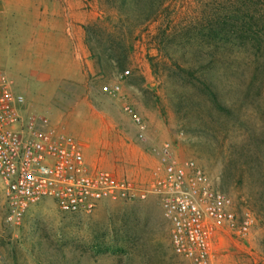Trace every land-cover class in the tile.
<instances>
[{"label":"rangeland","instance_id":"rangeland-1","mask_svg":"<svg viewBox=\"0 0 264 264\" xmlns=\"http://www.w3.org/2000/svg\"><path fill=\"white\" fill-rule=\"evenodd\" d=\"M263 24L264 0H0V69L31 109L82 144L90 166L147 183L160 144L178 162L193 159L254 218L238 244L216 234L215 264H264ZM114 82L119 93L103 89ZM125 103L148 117L140 112L143 141ZM0 264L183 261L152 193L89 212L42 199L10 224L0 179Z\"/></svg>","mask_w":264,"mask_h":264},{"label":"built area","instance_id":"built-area-1","mask_svg":"<svg viewBox=\"0 0 264 264\" xmlns=\"http://www.w3.org/2000/svg\"><path fill=\"white\" fill-rule=\"evenodd\" d=\"M103 89L117 94L120 84ZM122 110L135 127L136 140L143 141L146 120L128 103ZM154 152L156 164L147 183L90 166L82 144L59 132L46 114L31 109L0 69V179L8 223H18L42 199H51L64 213L89 212L103 200H142L152 193L170 223L171 246L183 264H215L216 234L228 232L240 243L253 226L252 214L238 213L203 168L193 159L178 162L168 143Z\"/></svg>","mask_w":264,"mask_h":264},{"label":"trees","instance_id":"trees-1","mask_svg":"<svg viewBox=\"0 0 264 264\" xmlns=\"http://www.w3.org/2000/svg\"><path fill=\"white\" fill-rule=\"evenodd\" d=\"M263 25H264V24H263ZM218 27H219V26H218ZM220 28L223 30L224 27L221 26ZM214 29H215V28H214ZM262 29H264V26H262ZM215 32L217 33V30H215ZM263 44H264V41H263V39H262L261 37L258 38L257 40H255V45H256L257 48L260 49V48L263 46ZM120 61H123V60L119 58V59H118V63H119ZM121 63H122V62H120L119 65H121ZM208 81H209V80H202V79L199 80V82L201 83V86H203L204 89L207 90L209 96L211 97V100H213V102H216L217 99H218L217 92H216L215 89L212 88V86L209 84ZM216 103H217V102H216Z\"/></svg>","mask_w":264,"mask_h":264},{"label":"crops","instance_id":"crops-1","mask_svg":"<svg viewBox=\"0 0 264 264\" xmlns=\"http://www.w3.org/2000/svg\"><path fill=\"white\" fill-rule=\"evenodd\" d=\"M67 39V42H69L70 43V41H69V39L68 38H66ZM72 42V41H71ZM66 46V45H65ZM72 46V45H71ZM65 50L66 51H68L69 52V48H68V46H66V48H65ZM140 73H142L141 71H140ZM143 74V73H142ZM114 83H118V82H114ZM114 83H111L110 84V86L112 85V84H114ZM149 85H152V83H150ZM137 87V86H136ZM123 88V87H122ZM141 107V106H140ZM137 111L140 113V112H143L142 114L145 116V117H147L146 116V113L144 114V111H143V109L142 108H139V106H137ZM147 119H148V117H147ZM148 122H149V124H150V119L148 120Z\"/></svg>","mask_w":264,"mask_h":264}]
</instances>
